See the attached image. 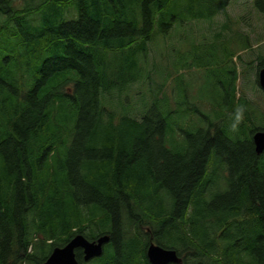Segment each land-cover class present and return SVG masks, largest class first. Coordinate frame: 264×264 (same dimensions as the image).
<instances>
[{"label":"trees","instance_id":"16d2710c","mask_svg":"<svg viewBox=\"0 0 264 264\" xmlns=\"http://www.w3.org/2000/svg\"><path fill=\"white\" fill-rule=\"evenodd\" d=\"M230 2L0 0V264H44L79 234L110 237L89 262L76 250L81 264H150L151 241L183 264H264V153L253 142L264 99L239 92L235 64L249 37L213 54L209 109L183 85L185 65L139 106L130 98L157 75L152 42ZM253 5L264 18V0ZM227 30L211 32L215 45ZM237 104L248 110L233 133Z\"/></svg>","mask_w":264,"mask_h":264},{"label":"rangeland","instance_id":"374dc122","mask_svg":"<svg viewBox=\"0 0 264 264\" xmlns=\"http://www.w3.org/2000/svg\"><path fill=\"white\" fill-rule=\"evenodd\" d=\"M197 22L176 23L175 29L169 35L161 37V41H154L150 44L148 64L157 65V75H152V80L148 82V77H142V84L137 92V95L130 97L132 106H139L141 100L149 87H157V83L163 82L162 74L167 75L168 72L175 73L176 66H184L182 82L184 86H189V93L194 100L195 97L205 98V108L209 109L208 105L210 97L215 96L213 91L214 77L211 73V67L214 66L212 56L216 52L221 54L220 50L226 41L240 43V36L243 38L248 36L250 41V48L241 50V46H234L237 49L235 64L238 66V84L239 92L248 96L250 100L256 101L262 98L264 94H259L257 90L256 79L260 70L259 64H263L261 59L264 58V18L256 10L253 5V0H231L230 5L226 11L212 20H199ZM227 25L228 32H226L218 45L214 44V39L211 37V32L221 30L222 26ZM231 31V32H229ZM173 33H176L173 36ZM172 36L174 37L171 40ZM151 70V69H150ZM154 71V67L152 68ZM151 71V72H153ZM173 79V80H172ZM166 82L165 91L170 92L176 85V75L172 76ZM172 80V82H171ZM155 84V86H154ZM138 85H134L131 89L137 90ZM130 89V90H131ZM169 89V90H168ZM178 91V90H177ZM247 93V94H246ZM182 94V93H177ZM176 96L178 97V95ZM261 95V96H260ZM153 96V95H152ZM184 111V109H181ZM192 116L191 111L187 114ZM182 118L179 113L176 115L175 122L181 124ZM199 122L198 120H191L189 122ZM190 122V123H191ZM195 122V123H196Z\"/></svg>","mask_w":264,"mask_h":264},{"label":"water","instance_id":"95a60500","mask_svg":"<svg viewBox=\"0 0 264 264\" xmlns=\"http://www.w3.org/2000/svg\"><path fill=\"white\" fill-rule=\"evenodd\" d=\"M258 81L260 88L264 90V68L258 75ZM253 142L256 153L262 155L264 153V131L256 132L253 135ZM109 242L108 235L94 241L88 240L81 234L76 235L64 247L55 248L44 264H81L76 250H82L83 261L89 262L101 257L104 253V246ZM146 256L150 264H183L176 251L164 249L152 241L147 248Z\"/></svg>","mask_w":264,"mask_h":264},{"label":"clouds","instance_id":"9594fccd","mask_svg":"<svg viewBox=\"0 0 264 264\" xmlns=\"http://www.w3.org/2000/svg\"><path fill=\"white\" fill-rule=\"evenodd\" d=\"M247 106L244 104H237L230 114V124L229 131L230 132H238L239 126L244 121L245 113L247 112Z\"/></svg>","mask_w":264,"mask_h":264}]
</instances>
